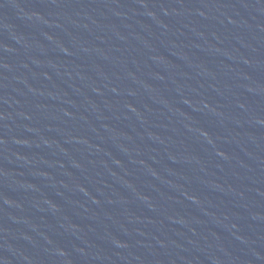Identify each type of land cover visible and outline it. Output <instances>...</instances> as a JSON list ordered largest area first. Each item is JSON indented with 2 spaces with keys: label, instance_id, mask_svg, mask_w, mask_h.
I'll return each instance as SVG.
<instances>
[{
  "label": "water",
  "instance_id": "1",
  "mask_svg": "<svg viewBox=\"0 0 264 264\" xmlns=\"http://www.w3.org/2000/svg\"><path fill=\"white\" fill-rule=\"evenodd\" d=\"M0 264H264V0H30Z\"/></svg>",
  "mask_w": 264,
  "mask_h": 264
}]
</instances>
